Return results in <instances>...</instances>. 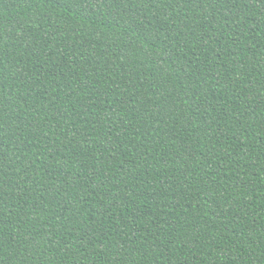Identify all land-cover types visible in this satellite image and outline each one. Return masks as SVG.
Masks as SVG:
<instances>
[{"label":"trees","instance_id":"16d2710c","mask_svg":"<svg viewBox=\"0 0 264 264\" xmlns=\"http://www.w3.org/2000/svg\"><path fill=\"white\" fill-rule=\"evenodd\" d=\"M0 264H264V0H0Z\"/></svg>","mask_w":264,"mask_h":264}]
</instances>
